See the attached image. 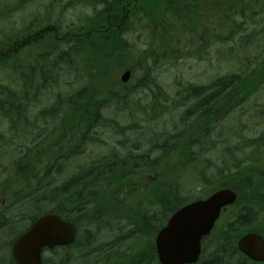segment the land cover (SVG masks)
Returning a JSON list of instances; mask_svg holds the SVG:
<instances>
[{
  "label": "trees",
  "instance_id": "obj_1",
  "mask_svg": "<svg viewBox=\"0 0 264 264\" xmlns=\"http://www.w3.org/2000/svg\"><path fill=\"white\" fill-rule=\"evenodd\" d=\"M30 1L18 4L26 8ZM198 1L208 4L207 9L194 10L192 4L197 6ZM251 1L254 2L189 0L182 13L191 35L176 36L174 40L170 33L178 28L184 0H51L45 21L50 23L49 16L54 14L57 37H46L40 43L39 86L34 92L31 84L25 92L24 104L19 89L18 56L12 50L6 53L10 44L0 35V68L5 69L0 74V199L4 200L0 206V264H16L10 254L13 242L37 218L47 214H57L73 223L78 237L70 247L47 251L43 264H160L154 236L177 208L199 194L184 197L180 190L199 189L212 175H216L219 184L211 192L226 186L238 195V209L234 212L238 217L226 234L233 229L240 237L259 233L253 226L239 232L254 219L256 203L250 200L259 197L258 188L249 178L252 170L258 168L252 164L245 171V159L239 157L246 147H228V157L220 159L223 165L211 167L212 161L204 159L220 145L217 134L211 131L214 118L219 121L231 114V111L221 114L215 107L235 103L234 94L230 100L228 94L235 93L242 83L247 82L249 90L259 85L258 79H249L256 70H245L241 59L246 58L249 45L250 48L255 45L256 39L238 41L234 35L240 32L239 25L230 18L234 12L253 14L256 10ZM60 9H77L76 20L64 26L58 17L55 19V10ZM163 20L168 30L160 36ZM141 21L159 37V43L153 34L148 48L140 53V63L147 65L146 78L132 86H120L111 81L114 73L110 65L116 66L117 71L135 68L126 56L134 53L126 37L131 27L136 36L143 35L139 28ZM212 21L220 22L223 29L217 31ZM216 34L218 41H214ZM231 44L233 47L228 46ZM213 49L215 59H225L228 70H234L235 75L207 85H179L175 95L161 87L156 73L163 60L171 64L173 59L184 60L196 54L200 63L213 62ZM232 51L240 59V65L231 57ZM260 51L264 55L263 41ZM27 67L31 70V66ZM63 78L75 83L66 82L60 90L59 81ZM79 78L84 79L83 85ZM99 88L108 95H102ZM137 90L150 93V107L136 101ZM152 90L156 93L152 94ZM39 106L41 109L36 110ZM32 108L39 116L48 117L43 127L37 120L29 121ZM111 110L117 115L107 113ZM176 112L179 114L174 116ZM164 115L167 119L162 123L154 122ZM193 126L197 127L195 132ZM52 133L55 137L47 139ZM106 139L111 142L110 147ZM45 144L47 148L41 147ZM103 146L109 147L104 155L98 153ZM84 155L88 164L80 168L69 166L81 165L83 162L77 158ZM170 156L175 160L168 161ZM252 156L248 162L254 160L264 166L263 148ZM229 162L237 166L232 176L225 166ZM175 166L186 170L174 172ZM191 179L194 181H188ZM170 182L177 192L174 186H168ZM244 201L254 207L240 209ZM173 202L176 203L172 205ZM124 203L131 204V210L127 213L128 209H123L126 214H116L115 205ZM169 205L171 210L166 213ZM160 213L161 218L157 216ZM229 247L231 250L222 247L223 252H217L215 264H252L246 258L243 261L233 244ZM208 259L201 264H210Z\"/></svg>",
  "mask_w": 264,
  "mask_h": 264
},
{
  "label": "rangeland",
  "instance_id": "obj_2",
  "mask_svg": "<svg viewBox=\"0 0 264 264\" xmlns=\"http://www.w3.org/2000/svg\"><path fill=\"white\" fill-rule=\"evenodd\" d=\"M50 1L51 0H34L32 2L31 0L30 3L27 4L26 8H22V10H24L22 13L14 14L12 19H5L2 22H0L1 24L0 25L1 26L0 35H2V37L5 39V43L11 44L18 37H20L22 29L24 26H26V21L29 20L30 14L32 12L36 13L37 11H39V17L46 18L47 17L46 11L49 10V9L47 10V4H49ZM184 1L185 2H184V6L182 7V11L178 15V28L177 30H173L170 33L174 40L176 36L183 35V38H184V37H188L191 35V33L187 31L188 28H190V26L188 22L184 19L183 13H182L184 9H186V7L189 6V0H184ZM11 2L12 0H0L1 6L4 9H6V6L10 7V5L12 4ZM260 2L262 3V6H261V3H259L257 0H254L253 3L251 1L252 6H254L256 10L253 14L251 12L250 13L247 12L248 15L246 14L244 16L240 13L234 12L230 16V18L232 19V22H237L240 28V32H236V34L234 35V37H238V41L242 42L243 40V42L246 43L247 41L251 39L252 40L256 39L255 45H253L251 48L249 45L246 58L242 56L241 59L245 63V70L246 68H251V69L254 68L256 70L254 76L249 79L250 80L258 79L259 85H255L254 87H252L251 90H249L247 88L248 86L247 82H244L240 86L236 87L235 93L230 92L228 94L227 98L229 100L234 94L235 103L234 102H231L230 104L222 103L218 105L217 107H215V111L221 110V114H225L228 111H231V114L225 118H222L219 121H217L216 118H214V122L211 125V131H213L214 134H217L219 138L218 143H220V145H218L217 150L211 152L208 155V158H205L204 156V159L207 161H212L211 167H216L218 166V163L221 164L220 159L222 158V156H225L226 158L228 157L230 147L232 149H236L237 147L244 149L246 147V149H244L243 152L240 153L239 157L245 159L246 165L243 167L245 171H247L248 168L252 166V164H255L254 166L258 168V170H254V169L252 170V173H251L252 176L249 178H251L253 186L258 188L257 194H259V197H252L250 200V202L253 203L254 205L256 203L255 205L256 207L254 208V212H255L254 219L251 220L250 225L243 228L239 232L242 233L248 228H250L251 226H253V227H256L258 231L264 234V196H262L264 194V166L260 162H256L254 160H250L251 162H248L249 159H252L253 157L252 155L254 152L258 153L262 150V148L264 151V147H261V145L264 146V59H263L264 55L260 51V46H261L262 41L264 43V0H260ZM196 5L197 6H194V4H192L194 10L201 8V7L207 9V6H208V4H205L201 1L200 2L198 1ZM77 13H78L77 9H60L57 12L55 10V19L56 17H58L62 21V24L65 26L70 21L74 22L76 20ZM223 18L224 17H222L221 19ZM21 21L24 22L25 24H21L22 23ZM243 21H244V24L242 23ZM10 22L11 23L13 22V24H10ZM257 22L259 23L257 24ZM143 23L144 21H141L139 25V28L143 32V35L141 37H138L134 34L135 32L134 27L129 28L131 29L130 30L131 33L129 37H126V42L134 48V53H132L131 55L126 54V56L128 58V62L132 63V65L135 66V68L131 70L133 72V75L128 83V86L137 84V82L140 79L146 78V74H147V71H146L147 65L140 63V61L142 60L139 59V57H140V53L145 51L148 48L147 43L150 44L149 37L153 36V34L155 33L153 32V30L149 31L147 27L143 26ZM212 23L216 25L217 31L223 29V25L220 22L212 21ZM47 25H49V23ZM46 26L42 24L40 25V28L43 29ZM148 26L151 29H153V26H150L149 24ZM167 30H168V24L166 21L163 20V22L159 26V35L160 36L165 35V33H167ZM255 32H257V34L253 36L252 38V34ZM213 35L214 34H212L211 36ZM156 37H157L156 43L158 44L159 37L157 35ZM219 39L220 38L218 37V34H216L214 37V41L215 40L218 41ZM203 42H207V41H203ZM228 46L233 47V44L228 45ZM232 52L233 53H231V57L233 58L234 62L240 65L241 64L240 59L236 56V53L234 51ZM40 54L41 52L39 50V56ZM39 56L36 58L35 57L25 58L22 56H18L17 57L18 65L24 68H27L28 65L31 66L32 65L31 63L38 65ZM197 60H198V57L196 54H190L189 57L185 58L184 60L183 59H177V60L173 59L172 62H169L171 64H168L167 62L163 60V63L160 65L159 70L156 73V78H158V81L161 87L167 90V93H170L171 95H175V94H178L180 90L179 85L180 86L181 85H195L196 83H197L196 85H202V84L207 85V84L214 83V81L218 78L228 77L230 75H235L236 73V72H233L234 70H230V69L228 70L227 66L225 65V59L224 60L222 58H220L219 60L215 59V49H213V52H212L213 62L200 63ZM110 68H111V71L114 73L111 78V81H115L121 86L123 84L121 81V77L128 70L122 69L120 71H117L118 69L114 65H110ZM4 70L5 69L0 68V74H2ZM7 72H5L4 74H6ZM151 74L152 73H150V75ZM19 78H20V83H19L20 96H21V100L23 101V103H25L23 99L24 88H22L21 86L24 83V79L20 76ZM79 81L82 85L84 84V79L79 78ZM66 82H71L70 85H73V83H75L70 79L69 80L64 79V78L60 79L59 81L61 85L60 90L65 88ZM255 84H257V82ZM99 91L102 95H108V92L103 88H99ZM151 93L155 94L156 91L152 90ZM46 95L48 97L51 96L49 95V93H46ZM53 98L54 96H52V99ZM44 100L48 102V99H44ZM136 101L139 103H142V105H145L146 107H150V93L140 92L139 90H137L136 91ZM51 102L52 104H54L53 101ZM129 106L132 107V105H129ZM39 108L41 109V106H39ZM107 113L110 115H117L116 111L114 110L108 111ZM178 114L179 113L176 112L174 116H177ZM46 118L48 117L39 116L38 112L34 108H32L29 112V121H33V119L37 120L40 123L41 127H43V121ZM165 119H167L166 115L160 118L159 121H154V122L162 123V121ZM122 120L126 121V119H122ZM190 120H194V118ZM196 129L197 127L193 126L192 128L193 132H195ZM36 132H38L37 129H36ZM35 135H38V134H35ZM54 137L55 135L54 133H52L51 136H49V138L47 139H51ZM107 141L110 147L111 142H109V140ZM51 142H53V140ZM113 142L116 143L115 141ZM25 147L30 149V147L26 146V144H25ZM41 147L47 148L48 144H45ZM109 147H106V146L101 147L98 153L102 155L106 154L109 150ZM81 153L83 154L82 150H81ZM131 153L136 156L139 155V152L131 151ZM235 156L237 157V154ZM77 160H81L83 163L81 165H74L73 163L71 164L69 163L71 165L69 166L71 168H80L81 166L88 164V158L86 155L77 158ZM169 160L174 161L175 157L170 156L168 158V161ZM237 161L239 162V160ZM225 166L227 167L228 175L230 176L235 174V172L237 171V166H235L233 163L229 162V164ZM86 168L88 167L86 166ZM184 170L186 169L178 168L177 166H175L174 168V172L180 171L182 173ZM188 181L193 182L194 180L191 179ZM207 183L204 184L199 189L188 190L184 187L180 191H182L181 193L184 197H192L198 193H199L198 196H205L208 192H211L213 189H215L218 186L219 181L216 175H212L209 182ZM168 186L170 187L174 186L175 191L177 192V188L174 183L170 182ZM172 198H175V197L172 196ZM3 202L4 200L0 199V206L3 205ZM174 203L176 202H173L172 205H174ZM251 203L248 204L247 201H244V204L241 203L242 208L241 207L239 208L243 209L244 211L247 209H251L254 207L253 205H251ZM130 205L131 204H128V203L115 205L116 207L115 213L116 214H126L125 212H123V209H128L127 210V213H128L131 210ZM249 205H251L250 208H248ZM171 207L172 206L169 205L166 213L170 212ZM178 209L179 208H177L176 211ZM146 210H150V208L147 207ZM157 216L161 218L162 213L158 214ZM233 219H230V220H233ZM3 234L6 235V233H3ZM230 234H231L232 241L227 244V247L232 245L233 242L235 243L240 238L238 232H235V233L230 232ZM155 238H156V235L154 236V249L156 251ZM225 238H229V237H225ZM222 242L223 241L219 240L214 245H212L211 252L213 250L217 251L218 249L222 248L223 247L221 245ZM206 246L207 244L205 245V247ZM10 254H11V258L13 259L11 249H10Z\"/></svg>",
  "mask_w": 264,
  "mask_h": 264
},
{
  "label": "water",
  "instance_id": "obj_3",
  "mask_svg": "<svg viewBox=\"0 0 264 264\" xmlns=\"http://www.w3.org/2000/svg\"><path fill=\"white\" fill-rule=\"evenodd\" d=\"M131 71L121 81L127 84ZM237 195L224 189L208 199L197 201L178 210L156 237L157 254L161 264H195L201 254V241L210 235L221 210L235 203ZM77 229L57 214L39 217L25 234L12 245L16 264H42L44 250L68 247L75 242ZM239 250L255 262H264V238L257 234L244 236Z\"/></svg>",
  "mask_w": 264,
  "mask_h": 264
},
{
  "label": "flooded vegetation",
  "instance_id": "obj_4",
  "mask_svg": "<svg viewBox=\"0 0 264 264\" xmlns=\"http://www.w3.org/2000/svg\"><path fill=\"white\" fill-rule=\"evenodd\" d=\"M34 0H32L33 2ZM23 0H17V3H22ZM24 10L18 6V13H22ZM51 16V17H50ZM49 16L51 22L49 25H47V21H45V18L39 17V11L36 13H31L29 20L26 21V26L23 27L22 32L20 34V37H18L13 43L10 44L9 48L7 49L6 53H9L11 50H15L18 56H22L25 58L29 57H38L39 56V46L40 43L43 42L46 37H50L51 39L57 37V29H55V25L53 24L54 14L51 13ZM48 18V16H47ZM41 19L44 21L40 22ZM29 22V23H28ZM21 24H25L22 22ZM47 25L45 28L41 29L40 25ZM124 24V23H123ZM29 26V27H28ZM33 64V63H32ZM35 65V64H33ZM21 70H24V67H22ZM35 72V73H34ZM32 88L33 90H37L39 86V68H33V75H32ZM221 104V103H220ZM225 107V106H223ZM211 109H214L212 107ZM227 188L222 187L221 189ZM188 204V203H187ZM238 205L235 204L234 206H230L227 208H224L222 210V213L220 215V218L215 223V226L211 232V235L208 239H206L204 242H202V252L199 258V261L196 264H201V262L209 257V263L215 264V261L217 259V252H223V249H218L217 251L213 250L211 252V247L214 245L217 241L221 240L223 241L221 245L223 247H226V249L231 250V247H227V244L231 242V234H226L227 230H231L230 225L236 221L238 217V213L234 214L235 211H237ZM243 214V213H242ZM234 218V219H233ZM233 219V220H230ZM230 220V221H229ZM229 221V222H228ZM228 223V224H227ZM245 226V225H244ZM231 232V231H230ZM235 229H233L232 233H235ZM224 236V237H222ZM229 237V238H225ZM207 246L205 247V245ZM233 245L237 248V242H233ZM244 257V256H243ZM245 258H243L244 261Z\"/></svg>",
  "mask_w": 264,
  "mask_h": 264
},
{
  "label": "bare ground",
  "instance_id": "obj_5",
  "mask_svg": "<svg viewBox=\"0 0 264 264\" xmlns=\"http://www.w3.org/2000/svg\"><path fill=\"white\" fill-rule=\"evenodd\" d=\"M21 22H22V21H21ZM12 24H13V23H12ZM190 57H191V56H190ZM181 80H182V79H181ZM196 84H197V83H196ZM143 109H144V108H143ZM70 166H71V165H70ZM178 210H179V209H178ZM178 210H177V211H178ZM177 211H175V212L172 214V216L169 218L168 222L170 221V219L173 217V215H174ZM37 219H38V218H37ZM37 219H36V220H37ZM36 220H35V221H36ZM35 221H34V222H35ZM34 222H33V223H34ZM168 222H167V224H168ZM33 223H32V224H33ZM32 224L30 225L29 229L31 228ZM167 224H166L164 227H166ZM164 227H163V228H164ZM163 228H161V229H163ZM29 229H28V230H29ZM18 230H19V229H18ZM28 230L25 231L24 233H22L21 235H23V234H25L26 232H28ZM6 231H7V230H6ZM105 231H106V230H105ZM156 237H157V235H156ZM4 239H5V238H4ZM155 245H156V238H155ZM50 251H51V250H50ZM46 253H47V251H45V254H46ZM155 253H156V256H157V259H158L159 263L161 264V262H160V260H159V258H158V254H157V247H156V251H155ZM200 255H201V254H200ZM199 258H200V256H199ZM198 261H199V259H198ZM198 261H197V262H198ZM57 263H58V262H57Z\"/></svg>",
  "mask_w": 264,
  "mask_h": 264
}]
</instances>
